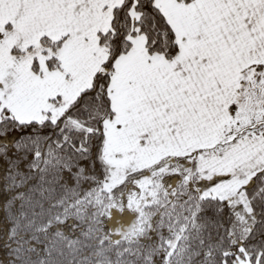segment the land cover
I'll return each mask as SVG.
<instances>
[{"label":"snow or ice","instance_id":"obj_1","mask_svg":"<svg viewBox=\"0 0 264 264\" xmlns=\"http://www.w3.org/2000/svg\"><path fill=\"white\" fill-rule=\"evenodd\" d=\"M0 264H264V0H0Z\"/></svg>","mask_w":264,"mask_h":264}]
</instances>
